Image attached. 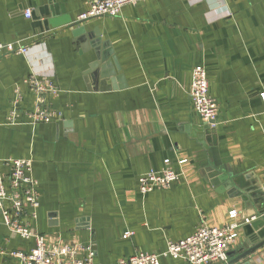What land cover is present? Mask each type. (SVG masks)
Returning a JSON list of instances; mask_svg holds the SVG:
<instances>
[{
  "label": "crops",
  "instance_id": "1",
  "mask_svg": "<svg viewBox=\"0 0 264 264\" xmlns=\"http://www.w3.org/2000/svg\"><path fill=\"white\" fill-rule=\"evenodd\" d=\"M90 2L0 0V42L29 49L0 58V160L33 159L40 193L33 228L53 244L91 246L108 264L163 252L202 224L226 226L237 210L238 221L250 219L230 249L239 255L264 237V0H141L118 16L78 22ZM97 34L120 79H88ZM198 65L219 107L216 127L189 95ZM34 76L60 88L43 99L56 112L51 122L29 118L41 103ZM166 158L179 180L142 193L140 176L161 171ZM0 239L7 250L34 247L1 213ZM0 264L19 260L0 255ZM162 264L191 263L163 257ZM249 264H264V246Z\"/></svg>",
  "mask_w": 264,
  "mask_h": 264
},
{
  "label": "built area",
  "instance_id": "2",
  "mask_svg": "<svg viewBox=\"0 0 264 264\" xmlns=\"http://www.w3.org/2000/svg\"><path fill=\"white\" fill-rule=\"evenodd\" d=\"M141 0H91L89 8L78 16L77 21L83 22L101 16H118L126 4L137 3ZM28 18L32 17V10L25 11ZM28 45L21 41L0 42V58L11 53H27ZM32 91L41 102L34 111L29 113L33 123L51 122L56 112L44 105L43 99L58 94L60 88L55 81L47 77L34 76L29 79ZM189 95L195 110L200 114L205 124L216 127L218 118V104L209 92V80L206 68L196 66L192 71ZM17 102L10 110L7 120L16 122ZM185 160H182L183 163ZM161 171H149L139 178V189L146 194L156 188L168 189L179 180L182 175L171 167V160H164ZM34 162L31 158H7L0 160V213L3 223L13 233L26 240H33L34 247L29 251L22 249L7 250L1 244L0 255H9L19 260V264H103L95 259V252L91 246L83 244H53L44 234L37 232L31 224V218H37L40 206L38 181L32 175ZM237 210H231L232 221L223 227L200 225L190 236L176 241H169L163 252H139L116 262L108 264H162L163 257L183 259L191 264L224 263L228 260V253L239 237L238 230L245 222L238 221ZM133 232H125L124 237ZM84 252L83 256H79Z\"/></svg>",
  "mask_w": 264,
  "mask_h": 264
},
{
  "label": "water",
  "instance_id": "3",
  "mask_svg": "<svg viewBox=\"0 0 264 264\" xmlns=\"http://www.w3.org/2000/svg\"><path fill=\"white\" fill-rule=\"evenodd\" d=\"M82 30L85 29L81 27L80 30L76 32H81ZM91 46L94 48L98 59L96 60V62L90 65V70H88L87 73L88 79L92 81V83L95 82V84L98 78L107 80L110 77H115L120 79L117 73L119 65L115 56L113 55L112 49L109 48L106 51L103 50V48L108 46V42L104 41L101 38L100 34H97L94 36V38H91ZM104 80H99V82L103 84L101 89H110L108 86H104V83L102 82ZM112 80H114V78H112ZM262 246H264V237L251 244L249 247L245 248L243 252L235 257V252L230 251L228 253V260L223 264H249L251 260H253V255L255 254V252Z\"/></svg>",
  "mask_w": 264,
  "mask_h": 264
}]
</instances>
